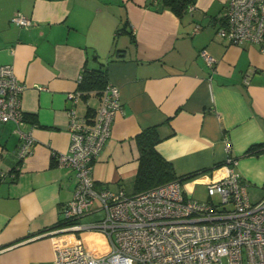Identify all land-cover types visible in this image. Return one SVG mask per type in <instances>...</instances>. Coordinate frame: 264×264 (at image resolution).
<instances>
[{
  "label": "crops",
  "instance_id": "crops-1",
  "mask_svg": "<svg viewBox=\"0 0 264 264\" xmlns=\"http://www.w3.org/2000/svg\"><path fill=\"white\" fill-rule=\"evenodd\" d=\"M151 1L0 0V66L11 65L25 86L23 121H0V264H54L55 241L79 242L78 231L58 232L77 177L56 155L68 150L67 94L78 90L86 67H106L120 102L93 164L96 190L133 193L135 136L155 126V149L187 195L221 178L233 158L250 199L263 196L264 151L249 149L264 145V42L233 45L217 35L225 0H195L181 17ZM15 12L32 24L12 23ZM99 103L80 94L75 115L89 118ZM24 136L29 153L19 158Z\"/></svg>",
  "mask_w": 264,
  "mask_h": 264
},
{
  "label": "built area",
  "instance_id": "built-area-1",
  "mask_svg": "<svg viewBox=\"0 0 264 264\" xmlns=\"http://www.w3.org/2000/svg\"><path fill=\"white\" fill-rule=\"evenodd\" d=\"M11 22L32 24L20 12ZM217 35L233 45L262 44L264 0H225ZM199 56L213 67L214 59L205 50ZM24 88L11 65L0 66L1 122L18 126L23 121ZM79 96L78 90L67 94L70 142L67 152L56 155L58 164L71 167L77 177L73 196L60 208L58 232L100 229L109 238L110 250L94 257L80 242L55 241L54 264H264V194L250 199L235 171L237 160L228 158L224 175L206 184L207 200L188 196L179 179L139 193L96 190L93 164L110 136L120 102L116 86L108 83L89 119L75 115ZM24 138L19 158L29 153L31 139ZM86 216L92 220L80 223Z\"/></svg>",
  "mask_w": 264,
  "mask_h": 264
},
{
  "label": "trees",
  "instance_id": "trees-1",
  "mask_svg": "<svg viewBox=\"0 0 264 264\" xmlns=\"http://www.w3.org/2000/svg\"><path fill=\"white\" fill-rule=\"evenodd\" d=\"M194 2L195 0H152L151 4L154 3L156 9L167 8L175 15L181 17ZM108 83L106 67L103 64H99L96 68H84L77 89L84 98L89 93L101 98ZM94 114L93 110L88 109L87 115L89 119ZM90 115L92 116L90 117ZM160 139L161 137L155 126L145 128L135 136L139 150V165L133 178V193H139L172 180L181 179L180 176L176 175L171 163L165 160L155 149V145ZM249 150L251 153H259L264 151V145L260 149L251 147Z\"/></svg>",
  "mask_w": 264,
  "mask_h": 264
},
{
  "label": "rangeland",
  "instance_id": "rangeland-1",
  "mask_svg": "<svg viewBox=\"0 0 264 264\" xmlns=\"http://www.w3.org/2000/svg\"><path fill=\"white\" fill-rule=\"evenodd\" d=\"M188 196L198 200H207L208 195L206 192V186L200 184L194 185L193 190L189 193ZM213 199L215 200V197ZM89 218L90 216H87V219ZM98 218L99 217L97 216L95 219ZM90 219L92 220V218ZM77 233L79 236L78 241L88 252H91L94 255H99L109 249V238L104 231L100 229H91L80 230Z\"/></svg>",
  "mask_w": 264,
  "mask_h": 264
}]
</instances>
